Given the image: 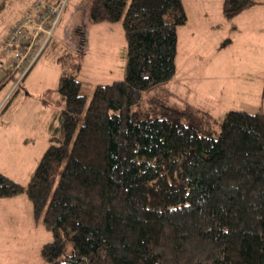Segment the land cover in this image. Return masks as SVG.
Wrapping results in <instances>:
<instances>
[{"label": "trees", "instance_id": "1", "mask_svg": "<svg viewBox=\"0 0 264 264\" xmlns=\"http://www.w3.org/2000/svg\"><path fill=\"white\" fill-rule=\"evenodd\" d=\"M254 3L223 0L222 14ZM87 18L121 20L124 77L87 101L59 57L50 144L26 184L0 172V197L25 193L52 233L44 264H264V113L138 106L175 72L181 0H90Z\"/></svg>", "mask_w": 264, "mask_h": 264}, {"label": "rangeland", "instance_id": "2", "mask_svg": "<svg viewBox=\"0 0 264 264\" xmlns=\"http://www.w3.org/2000/svg\"><path fill=\"white\" fill-rule=\"evenodd\" d=\"M28 1L0 0V172L21 184L27 183L50 144L64 107L57 92V59L68 55L66 59L78 63L75 77L87 101L97 84L122 79L126 63L121 20L91 22L87 19L90 0H66L49 45L10 93L17 74L1 40ZM254 1L226 17L223 0H183L190 17L187 29L198 22L187 33L197 43L192 45L179 32L174 74L142 91L138 106L193 105L218 121L232 109L264 113V0ZM199 5L205 9L198 10ZM51 238L41 217H33L25 193L0 197V264H44L40 246Z\"/></svg>", "mask_w": 264, "mask_h": 264}, {"label": "built area", "instance_id": "3", "mask_svg": "<svg viewBox=\"0 0 264 264\" xmlns=\"http://www.w3.org/2000/svg\"><path fill=\"white\" fill-rule=\"evenodd\" d=\"M66 0H30L27 8L6 30L1 47L17 78L10 93L49 45Z\"/></svg>", "mask_w": 264, "mask_h": 264}, {"label": "crops", "instance_id": "4", "mask_svg": "<svg viewBox=\"0 0 264 264\" xmlns=\"http://www.w3.org/2000/svg\"><path fill=\"white\" fill-rule=\"evenodd\" d=\"M182 1V4H183V0H181ZM29 2V1H28ZM28 2H27V4H28ZM26 4V5H27ZM183 7H184V4H183ZM251 7V6H250ZM249 8V7H248ZM205 9V7H203V6H198V10H204ZM245 9H247V8H245ZM184 10H185V7H184ZM242 10H244V9H242ZM241 10V11H242ZM241 11H239L238 13H240ZM185 12H186V10H185ZM198 14H200V11L198 12ZM186 15H187V13H186ZM88 19V18H87ZM190 22V17H189V15L187 16V20H186V22L183 24V25H180V26H178L177 27V41H178V38H179V32L181 31L182 32V34H186V35H184V38L189 42V43H191L192 45H195V43H197V40L193 37V35L191 36V35H187V33L191 30V28L193 27V26H196L197 24H198V22H197V20L195 21V22H193V25H192V23L189 25V27H188V29H187V24ZM186 30H187V32H186ZM225 44H226V42H224ZM177 55V54H176ZM249 107H251L250 105H249ZM246 111H248V112H254V110H246ZM256 112V111H255Z\"/></svg>", "mask_w": 264, "mask_h": 264}]
</instances>
